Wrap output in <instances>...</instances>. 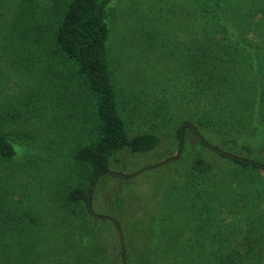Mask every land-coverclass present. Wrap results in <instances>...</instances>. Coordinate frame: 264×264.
I'll return each mask as SVG.
<instances>
[{
  "label": "trees",
  "instance_id": "1",
  "mask_svg": "<svg viewBox=\"0 0 264 264\" xmlns=\"http://www.w3.org/2000/svg\"><path fill=\"white\" fill-rule=\"evenodd\" d=\"M18 1L17 11L11 18L5 15L7 12L4 10L9 7L0 1V62L8 71L14 70V75L17 73L26 78L35 87L33 91H28L32 87L27 86L17 93L3 94L0 91V264H38L39 244L48 242L43 240L44 230L51 229V225L47 228L46 224L53 222L56 225L54 217L42 216L34 204L23 206L27 177L31 178L35 192H39L35 194L40 196L44 192L45 200L49 199L50 207L47 208L58 209L62 228H66L61 233V241L56 243L57 250L52 249V253L60 258L63 256L65 264H71L67 240L82 239L92 232L90 220L93 216L108 218L97 215L89 201L98 180L107 175L127 178L148 168L127 175L112 172L111 158L125 148L131 153L151 151L161 143L162 137L152 131L129 133L126 118L120 109L114 62H121L123 54L118 55V61L113 59L115 49L112 41L116 37L113 36L111 19L118 0ZM262 2L185 0L188 16L178 23L181 32H185L180 56H183L181 63L189 91H184V94L202 95L210 104L217 103L237 87L240 69L259 62L258 52H254L255 57L249 62L247 55L253 53L250 48L264 50L260 47L264 43L247 42L238 37V33L245 22L258 12L264 13ZM132 4L130 0L129 6L132 7ZM173 17L176 18V14ZM145 20V28L139 30L144 47L141 55L148 53L154 40L151 37H156L154 21L150 23L147 16ZM233 48L235 51H232ZM232 54L239 57L233 59ZM51 84L61 95L71 97L74 112L64 117L75 123L73 133L61 134L59 146L65 148L72 145L70 156H65L66 160L63 159L58 169L60 173L53 178L47 176L44 170L39 172L36 161L28 159L22 162L21 157L23 144H28V141L32 144L38 136L33 128L38 122L33 120L36 114L39 119L42 115L34 108L38 107L37 110L44 116L50 114V122L60 120L67 111L58 101L51 107L53 114L47 112V102L44 101L49 100L51 93L44 90L52 87ZM39 86L43 90H40L41 93L37 91ZM137 93L146 92L139 87ZM146 94L152 95L149 106L153 115H159L161 110L167 111L174 100H180L175 94H170L166 86H158ZM39 99H42V104L37 106ZM62 109H65L64 113H60ZM198 126L192 122H182L177 126L178 149L182 148L183 132L189 127L202 145L242 167L264 171V163L230 155L210 144ZM49 140L55 143L52 138ZM27 162L32 163L30 168H26ZM32 166L34 169L31 170ZM193 166L189 170L191 173L188 171L186 175L196 179L206 177L211 169L207 164L200 166L194 163ZM195 194V200L196 196H203L199 190ZM241 199L243 207L234 209L232 206L226 216L231 220L217 227L216 231L214 223H209L211 218L203 219L206 224L203 223L202 229L197 228L199 221L195 222V227L188 221V230H193L192 234L199 239L194 241L192 235H188V253L197 255L198 251H205L209 255L206 260L201 256L196 260L197 257L192 256L187 260L188 264L203 261L206 264H264L263 201L250 198L252 200L246 203L245 199ZM189 215H193V219L198 218V212ZM113 222L120 233L117 222ZM205 238L209 239L208 244L203 241ZM121 263L127 264L124 255Z\"/></svg>",
  "mask_w": 264,
  "mask_h": 264
},
{
  "label": "rangeland",
  "instance_id": "2",
  "mask_svg": "<svg viewBox=\"0 0 264 264\" xmlns=\"http://www.w3.org/2000/svg\"><path fill=\"white\" fill-rule=\"evenodd\" d=\"M0 1L9 7L4 9L7 12L5 15L9 18L13 17L19 1ZM129 1L118 0L115 5L116 12L111 17L113 36L116 37L112 41L115 49L113 59L118 61V55L123 54L121 62L118 61L117 64L114 62L118 79L120 109L126 118L129 133L152 131L158 133L162 140L151 151L131 153L125 148L111 158L112 172L127 175L145 167H150V169L147 168L148 170L140 173L136 178L107 175L98 180L91 197L92 208L97 215L118 222L120 233H117L112 221L108 218H97L94 221L93 216L92 221L101 228L96 230V238L104 239V242L112 241L115 245V241L122 237L126 250L128 249L130 256L134 258L127 264H188L187 260L192 256L197 257L196 260L200 259V256L206 260L209 256L207 252L198 251L197 255H190L188 246L182 247L187 251L179 256V261L176 259L164 261L165 257L162 256L161 261L145 262V256L139 254L136 256L135 251L140 250L141 253L148 254L155 239L158 244H163L168 242L170 236L175 239L183 235L185 239L190 234L194 241L199 240L197 235L192 234L193 230L185 231V228L183 229L185 224H179L185 221L184 215L179 212L180 207L186 208L185 204L182 206L181 202L169 201L175 197L173 190L168 196L166 194L167 186L176 184L181 179L179 174L183 175L190 169L192 170L194 163L200 166L207 164L211 168L204 178L196 179L188 175L187 182H184L185 185L183 182L180 183L182 195L184 190L189 196H195L196 190L203 192V196H196L198 218L193 219V215H189L187 219L193 223L194 227L195 222L199 221L197 228L202 229L203 223L206 224L203 219L206 218H211L209 223H214V231L217 227L229 223L228 220L231 219L226 218L227 211L232 206L234 209L238 206L242 208L241 198L245 199L246 203L252 199L262 200L264 206V171L248 166L242 167L230 158L202 145L189 127L183 132L182 151L179 153L176 131L177 126L182 122H192L196 126L198 124L201 128L200 133L210 144L219 147L221 151L264 163V50L257 47L253 50L250 48L253 53L247 55L248 62L253 60L257 52L259 62L251 63V67L240 69L239 76H237V87L230 90L229 96H223L220 101H216L217 103L210 104L211 102L202 95L196 96L190 93H185V95L184 91H189L188 82H186L187 76L181 63L183 56H180V45L184 40L185 32H181L178 26V23L188 16L185 10V0H132V7L129 6ZM261 5L264 6V0ZM175 14L176 18L173 17ZM146 16L150 23L154 21L156 37H151L154 40L148 53L141 55L144 47L140 41L139 30L145 28ZM243 25L244 28L239 33L237 32L238 37L241 39L243 37L247 42L264 43V13L258 12ZM232 51L235 49L233 48ZM244 55L241 54V56ZM238 57L239 55L235 54L233 59ZM13 72L14 70L11 69L8 71L0 62V88H3L0 91L3 94L13 91L17 93L19 89L22 90L27 86L32 87L28 91H33L35 86L32 82L21 78L17 73L14 75ZM158 86H166L169 93L175 94L180 100H174L167 111L161 110L159 115H153L149 106L152 95L146 93L150 90L154 91ZM139 87L146 93L138 94ZM40 90L43 91L39 86L37 91ZM44 91L51 93L50 97L48 96L49 100L47 98L44 101V103L47 102V112L53 114L51 107L58 101L62 102L67 111L62 109L60 113L65 112L62 118L50 122L52 119L50 114L44 116L40 110H37L38 107L34 108L38 114L42 115L39 119L36 114L33 120L38 122L33 126L38 136L32 144L30 141L28 144H23L21 157L22 162L28 159L36 161L35 165L39 172L44 170L47 176L53 178L60 173L58 169L61 168L63 159L66 160L67 155L70 156L69 150L72 144L63 148L59 146V143H61V134L66 135L75 130L74 121L65 120L66 117H64L74 112V108H71V97L61 95L53 85ZM40 104H42V99H39L37 106ZM49 138H52L55 143H52ZM177 156L175 160H167ZM31 164L27 162L26 168H30ZM33 167L31 170L34 169ZM27 181L23 192L26 202L24 201L23 206L34 204L36 210L41 211L42 216L54 217L56 223V225H53V222L46 224V227L51 225V229L44 230L46 234L43 240L49 243L42 241L39 244L38 264H65L63 256L60 258L55 252L52 253V249L57 250L56 243L59 244L62 238L61 233L66 228L65 226L62 228L59 211L56 208H47L50 207V201L45 200L44 192L37 196L39 192H35L36 188H33L31 178L27 177ZM27 200L31 202L28 203ZM167 212H171L168 213L171 220L168 223L159 224V219ZM92 221L90 220L91 223ZM161 230L166 235L161 233ZM203 241L209 243L208 238ZM182 242L185 241L182 239ZM189 242L190 240L187 243ZM195 244L199 245L197 242ZM98 248V246L93 247V251L98 255L99 261L92 264H113L108 262L109 257L105 253L99 255ZM173 248L176 249L175 243ZM161 251L162 248L159 247L157 252ZM70 261L71 264H85V261L75 259L74 255H71ZM199 264L206 263L203 261Z\"/></svg>",
  "mask_w": 264,
  "mask_h": 264
},
{
  "label": "crops",
  "instance_id": "3",
  "mask_svg": "<svg viewBox=\"0 0 264 264\" xmlns=\"http://www.w3.org/2000/svg\"><path fill=\"white\" fill-rule=\"evenodd\" d=\"M158 166H160V164ZM155 167H157V166H155ZM155 167H153V168H155ZM148 169H150V167ZM148 169H146V170H148ZM144 171H142V172H144ZM142 172H140V173H142ZM140 173L136 174L132 178H136L137 176L140 175ZM184 174L183 175H182V173L179 174V177L181 179L178 182H176V184H173V185L169 184L167 186L166 194L168 196L169 193L173 190L175 197L170 199L169 201L170 202H172V201L181 202V205L185 204L186 208L180 207V210H179L180 214L184 215L185 221L184 222L182 221L179 224H182V223L185 224L183 226V229L185 228V231H187L188 228H190V226L188 225L187 219L189 218L190 213L195 214L197 212V207L193 206V205H197V202H196L194 196L187 195L186 190L183 191V195H182V190H180V188H181L180 183L186 182V179H187L186 173H184ZM184 185H185V183H184ZM190 201L194 202L195 204L189 205ZM168 213H171V212H167L165 215H162V217L159 219L160 220V222H158L159 224L168 223L171 220L170 215ZM176 214H177V212H176ZM96 219L97 218H95L94 221ZM105 219H107V218H105ZM194 219H196V218H194ZM109 220L112 221V224L115 227L113 220L110 218H109ZM94 221H92V224H91L92 225L91 229L93 231L90 232V234H93L92 236H89L90 234L88 233L82 239L81 238L75 239L74 241H72L70 239L67 240V244L69 247V248L67 247V249H68L67 254L69 256L74 255L75 259L79 258L82 261H85V264H87V263L92 264L94 262H98L99 261L98 255L93 251V247L98 246L99 248H98L97 252L99 253V255H101V253H105V255H108V257H109L108 262H112L113 264H122L121 263L122 262V255H124V258H125L127 263H129L131 260H134L133 256H130L128 249L126 250V247L124 245L125 243H124L122 237H121V239L118 238V240L115 241V245H113L114 242H112V241L109 242V240H107L106 242H104V239H102V240L97 239L96 238V230H99L101 228H99L98 225L95 224ZM117 224H118V222H117ZM179 224H176V225L179 226ZM118 226L120 227V225H118ZM160 232L163 233L164 235H166L164 232H162V230ZM187 237L184 239L183 235H182L181 238H175L174 239L173 237L170 236L168 238V242L163 243V244H158L157 239H155L154 244H152L149 248L148 254L141 253L140 250L139 251L136 250L135 255L137 256V254H139V255L145 256V262H151L152 260H160L161 261L162 256L165 257L164 261H167L169 259L170 260L176 259V261H179L180 260L179 256H181L182 253H185L187 251L185 248H184V250L182 249V247L187 246V242H186ZM182 239L185 242H182ZM174 243L176 245V249L173 248ZM114 247H115V249H114ZM159 247L162 248V251L160 253L157 252V249ZM151 255L154 256V258Z\"/></svg>",
  "mask_w": 264,
  "mask_h": 264
},
{
  "label": "flooded vegetation",
  "instance_id": "4",
  "mask_svg": "<svg viewBox=\"0 0 264 264\" xmlns=\"http://www.w3.org/2000/svg\"><path fill=\"white\" fill-rule=\"evenodd\" d=\"M183 145V144H182ZM179 148V147H178ZM182 148H180V149H178V152L179 153H181V150ZM179 156V155H178ZM178 156L177 157H171V158H169V160L168 161H170V160H175V158H178Z\"/></svg>",
  "mask_w": 264,
  "mask_h": 264
},
{
  "label": "water",
  "instance_id": "5",
  "mask_svg": "<svg viewBox=\"0 0 264 264\" xmlns=\"http://www.w3.org/2000/svg\"><path fill=\"white\" fill-rule=\"evenodd\" d=\"M91 199H89V201H90Z\"/></svg>",
  "mask_w": 264,
  "mask_h": 264
}]
</instances>
